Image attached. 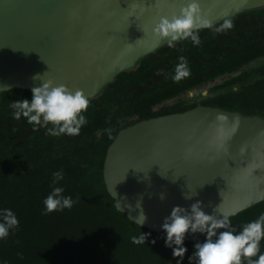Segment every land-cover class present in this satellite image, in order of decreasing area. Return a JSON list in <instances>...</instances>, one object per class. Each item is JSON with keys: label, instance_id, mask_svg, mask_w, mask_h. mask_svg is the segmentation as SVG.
<instances>
[{"label": "water", "instance_id": "1", "mask_svg": "<svg viewBox=\"0 0 264 264\" xmlns=\"http://www.w3.org/2000/svg\"><path fill=\"white\" fill-rule=\"evenodd\" d=\"M188 2L0 0V88L31 91L50 79L93 98L167 44L153 28ZM199 3L213 26L264 6V0ZM102 178L115 209L152 232H164L173 207L190 213L197 201L205 214L222 218L214 212L220 205L234 216L264 201V117L198 105L139 120L119 129L106 148ZM141 209L147 219L139 225Z\"/></svg>", "mask_w": 264, "mask_h": 264}, {"label": "trees", "instance_id": "2", "mask_svg": "<svg viewBox=\"0 0 264 264\" xmlns=\"http://www.w3.org/2000/svg\"><path fill=\"white\" fill-rule=\"evenodd\" d=\"M259 17L264 18V7L246 10L229 18L233 20L232 29L216 32L214 29L223 23L222 20L212 28L199 30V45H194L190 38L179 40L174 47L166 45L142 57L135 68L119 73L114 82L107 84L97 96L89 99V106L82 113L87 123L81 127L78 135L53 136L48 132V129L53 127L51 124H29L23 116L15 119V109L10 105L17 100L31 101L32 92L20 88L2 91L0 213L4 209H10L15 215L35 207L43 210L44 199L55 187L63 188L62 195L71 197L74 203L79 204L85 194H104L107 198L102 200L101 204L121 216L119 222L122 224V231L118 233L120 237L127 235L130 226L136 231H146L151 238L162 241L161 251H171L170 256L162 255L159 261L152 260L151 264H170L169 259L172 260L171 264H177L178 260L172 256V248L165 246V232L157 233L140 227L115 209L102 178L106 148L119 127L130 117L138 115L143 118L152 110L153 105L167 97H179L189 89L239 70L241 74L238 73L233 78L238 87L225 89L215 98L209 99L208 103L243 114L264 117V62L251 71L244 68L245 64L259 60L260 55L264 56V32L262 39H258L255 34L258 32ZM180 57H184L188 62L191 75L176 82L173 76ZM227 95H232L233 98L226 101ZM258 98L262 101H256ZM56 172H61L63 179L53 183V174ZM261 214H264V201L229 219L232 227L238 230L239 221L249 223L258 219ZM25 218L23 215V219ZM221 230L223 229L217 231ZM12 231L18 232L20 229ZM11 232L9 231L7 238L2 239L0 247H11L16 253L17 247L13 248L14 244L10 243V240L17 234L12 235ZM201 238L206 239V234H186L183 246L188 254L183 260H179V264H196L194 256L191 261L189 258L195 251L194 245L201 241ZM260 243H264V239ZM188 245L192 248L188 249ZM10 260L15 258L8 250L0 252V264Z\"/></svg>", "mask_w": 264, "mask_h": 264}, {"label": "clouds", "instance_id": "3", "mask_svg": "<svg viewBox=\"0 0 264 264\" xmlns=\"http://www.w3.org/2000/svg\"><path fill=\"white\" fill-rule=\"evenodd\" d=\"M233 26V20L225 18L214 30L221 32L232 29ZM212 27L213 22L203 14L199 0H189L180 9L179 14H174L170 18L161 16L153 28V33L158 37V42L166 41L168 47H174L178 40L189 38L194 45H199L201 43L199 30ZM190 75L188 62L184 57H180L173 80L179 82ZM40 77L41 75H36L33 79L38 80ZM6 90L8 89L0 88V91ZM31 92V101L17 100L10 105L15 109V119L18 120L23 116L27 118L29 124L42 126L51 124L53 127L49 128L48 132L53 136L78 135L81 127L87 123L82 113L87 110L90 102L82 90L73 91L63 84L53 86V81L48 79L42 81L40 86L33 87ZM221 119L226 120L227 117ZM53 176V183L63 179L61 172H56ZM63 191V188L55 187L44 199L46 213L70 209L73 206L74 201L71 197L63 196ZM163 198L161 195V199ZM184 198L191 199V196L185 195ZM214 212L220 213L222 218L205 214L201 210L200 201L190 206V213L179 206L172 208L170 215L162 224V229L166 233L165 246L172 248V256L183 259L187 252L183 246L186 234L205 233V241L194 245L195 251L189 258L190 261L194 256L196 264H243L245 260L246 264H264V253L259 254L258 259H252L260 253V242L264 239V214L244 225L239 234H236L237 230L232 227L229 219L232 213L221 212L220 205L214 209ZM0 215L3 220L0 222V239H5L10 229L18 227L19 221L10 209H4ZM134 219L136 223L142 225L147 218L141 209ZM220 229L223 231H217ZM148 235L150 234L142 233L139 237H133L132 242L145 243Z\"/></svg>", "mask_w": 264, "mask_h": 264}, {"label": "rangeland", "instance_id": "4", "mask_svg": "<svg viewBox=\"0 0 264 264\" xmlns=\"http://www.w3.org/2000/svg\"><path fill=\"white\" fill-rule=\"evenodd\" d=\"M232 98V95H227L225 100ZM106 198L100 193L85 194L80 204L76 202L70 209L46 213L45 208L35 207L16 215L19 225L10 229V232L20 229L11 232L12 235L17 234L10 240L13 248L17 247L16 253L11 247H0V252L8 250L15 260L4 264H151L162 255L170 256L171 251H161L162 241L149 235L145 243L132 242L131 238L148 234L146 231H136L130 226L127 235L120 237L121 216L101 204ZM0 222H3L2 215ZM261 253H264V243H260V253L253 258Z\"/></svg>", "mask_w": 264, "mask_h": 264}, {"label": "flooded vegetation", "instance_id": "5", "mask_svg": "<svg viewBox=\"0 0 264 264\" xmlns=\"http://www.w3.org/2000/svg\"><path fill=\"white\" fill-rule=\"evenodd\" d=\"M263 7H260V8H263ZM263 26H264V18L259 17L258 39H262V34L264 32ZM166 45H164L160 48H163ZM258 59L259 60H252L250 62V64H248V65L245 64L244 68L250 69V71L253 69H256L257 67H259V65L262 62H264V56L260 55ZM238 73L240 75L241 70L236 71V72H231L230 75L216 77L214 80L208 81V82L204 83L203 85H201L197 88L189 89L184 94H180L179 97L178 96L167 97L164 101L153 105L152 110L147 113L148 115H146L143 118H140L138 115L130 117L129 120L126 121V123H124L122 126L119 127V129L126 127L128 125H131V124H133L139 120H142V119H147V118L156 117V116H160V115H166V114H170V113H174V112L185 111L187 109H190V108L198 106V105L216 106L212 103H208L209 99L215 98L216 95H218L219 93H222L225 89L229 90V88H233V89L237 88L238 86L233 81L234 80L233 78H235V75H237ZM127 122H129V123H127ZM247 223L248 222H245V221H239L238 224H240V228L236 231V234H239V232L242 230L243 226L246 225ZM221 231H223V230H221ZM204 241H205V238H201V241H198V242L203 243ZM186 242H187V240H186ZM198 242H196V243H198ZM190 248H192V247L188 245V249H190ZM187 254H188V251L184 255L183 259L187 256ZM183 259L175 258L176 261L177 260H183ZM252 259H258V257L252 258ZM169 262L171 264L172 260L169 259L168 263Z\"/></svg>", "mask_w": 264, "mask_h": 264}]
</instances>
